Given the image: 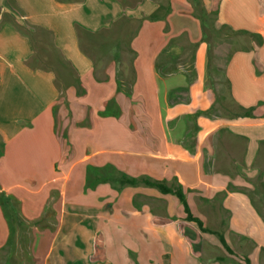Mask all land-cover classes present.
I'll use <instances>...</instances> for the list:
<instances>
[{
  "label": "crops",
  "instance_id": "obj_1",
  "mask_svg": "<svg viewBox=\"0 0 264 264\" xmlns=\"http://www.w3.org/2000/svg\"><path fill=\"white\" fill-rule=\"evenodd\" d=\"M135 75L142 136L123 151L113 132L78 137L69 152L68 112L116 114ZM121 175L180 187L209 233L173 194ZM1 198L26 247L0 204V264H264V0H0Z\"/></svg>",
  "mask_w": 264,
  "mask_h": 264
},
{
  "label": "rangeland",
  "instance_id": "obj_2",
  "mask_svg": "<svg viewBox=\"0 0 264 264\" xmlns=\"http://www.w3.org/2000/svg\"><path fill=\"white\" fill-rule=\"evenodd\" d=\"M217 34H228V32L222 29L221 32ZM213 35L214 31L213 33L211 31V34H209V39H211ZM86 49H88V51L92 53L91 56L94 55L96 59H102L101 55L103 56V53H107L110 48L104 46L99 50H93L90 48ZM118 50L122 54V58H124V56L126 57V55L128 56L129 54L128 48L126 47L118 48ZM66 74L68 77L67 80L71 82L73 79L72 74H70V72H67ZM66 74L63 72V77H65ZM132 78L124 80L125 87L128 89L127 91L124 90V92H121V97L119 98L118 96L117 98L118 104H116V114L115 109L112 107V105L104 104L101 108L102 111L100 114V112H98L99 105H88L85 102L84 104L86 105L82 106L81 110H78V115L80 116L81 122L77 124L75 123L76 117L78 116H76L75 114L76 111H74L72 114L70 113V111L68 112L69 114L67 116V119H69L68 121L70 123L69 128L67 132L62 131V134H60L59 132V136L61 137V142H63L64 146L69 150V152L71 150L70 143L72 142V140H74V138L76 139L78 137H83L90 142H92L94 138L95 141L103 143L104 137L108 136L109 132H111V134L113 132L116 137V142L114 144H111V146L116 150L123 151L130 148L129 141L131 138H140L142 136V121L150 118L146 116V112L144 111L147 95L146 90L141 89L140 81L136 79V75L135 78L133 76ZM129 82L131 85H128ZM130 87H132V89H130ZM65 89L68 90L69 86L66 85ZM74 93L75 98H82L86 96L85 90H78ZM120 99H122V101ZM113 102L114 104L116 103L115 101ZM104 112L112 113V115L110 117L103 116ZM107 118H111V120H113L111 125L106 121L101 122V120H105ZM14 229L15 238L13 240H16L19 250H23L25 252L26 240L24 238V233L26 231V227L22 222H16L14 225Z\"/></svg>",
  "mask_w": 264,
  "mask_h": 264
},
{
  "label": "trees",
  "instance_id": "obj_3",
  "mask_svg": "<svg viewBox=\"0 0 264 264\" xmlns=\"http://www.w3.org/2000/svg\"><path fill=\"white\" fill-rule=\"evenodd\" d=\"M155 17L154 15L151 16V18ZM35 58L33 57L32 60H30V62H28L29 65H33V62H34ZM58 65L61 67L64 68V70L67 72H70V74H72L73 76V79L71 82L74 81L73 85L75 86H80V82L78 80V78H74V75H73V71L72 69L68 66V64H65V63H62V61L60 60V62L58 63ZM65 65H67L65 67ZM66 85H70L69 83H66ZM245 114H247V112H245ZM138 182H142L144 183L145 185L151 187V188H155L157 189L160 193L162 194H173L178 202L181 203V205L183 206V209L186 213V220L189 221V222H193L197 225L198 229L203 232V233H209V230H207L206 228H204L202 226V223L199 219L195 218V217H192L190 212H189V209H188V206H187V203L185 201V198H184V195L181 191V188L180 187H175L174 189L172 188H169L167 187L163 182H157V181H148V180H144V179H130V178H127L125 175H121V178H120V183L121 185H125V184H129V185H135L137 184ZM0 204L4 207L5 211H6V214L8 216V219H9V223H10V228H11V231H12V234H13V231H14V225L15 223L17 222V217L15 216V204L9 200H4L3 198L0 199ZM220 242L222 244V246L226 249V251H228L229 253H231V250L228 248V246L225 244L224 240L220 237ZM245 264H249L248 262V259L245 258Z\"/></svg>",
  "mask_w": 264,
  "mask_h": 264
}]
</instances>
